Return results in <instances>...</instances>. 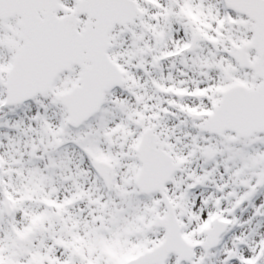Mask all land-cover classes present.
<instances>
[{
  "label": "snow or ice",
  "instance_id": "snow-or-ice-1",
  "mask_svg": "<svg viewBox=\"0 0 264 264\" xmlns=\"http://www.w3.org/2000/svg\"><path fill=\"white\" fill-rule=\"evenodd\" d=\"M0 264H264V0H0Z\"/></svg>",
  "mask_w": 264,
  "mask_h": 264
}]
</instances>
